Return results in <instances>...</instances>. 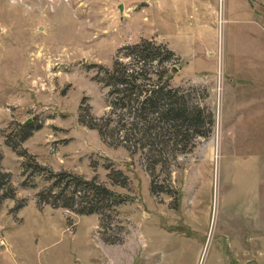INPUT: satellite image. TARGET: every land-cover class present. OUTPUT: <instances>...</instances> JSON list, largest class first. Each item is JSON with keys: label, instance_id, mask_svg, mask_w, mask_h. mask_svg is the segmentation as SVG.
Instances as JSON below:
<instances>
[{"label": "rangeland", "instance_id": "rangeland-1", "mask_svg": "<svg viewBox=\"0 0 264 264\" xmlns=\"http://www.w3.org/2000/svg\"><path fill=\"white\" fill-rule=\"evenodd\" d=\"M141 37L174 50L170 83L214 119L153 170L148 146L110 144L81 121L109 109L88 65ZM26 120L41 125L19 141ZM8 142L119 202L105 215L39 206L45 181L22 184ZM0 168L15 191L0 202V264H264V0H0Z\"/></svg>", "mask_w": 264, "mask_h": 264}, {"label": "trees", "instance_id": "trees-1", "mask_svg": "<svg viewBox=\"0 0 264 264\" xmlns=\"http://www.w3.org/2000/svg\"><path fill=\"white\" fill-rule=\"evenodd\" d=\"M178 60L179 56L164 42L141 37L120 46L110 65L90 63L89 67L96 66L93 78L106 88L109 109L97 118L86 110L87 119L82 115L81 121L97 129L101 138L110 144H122L131 151H144L148 146L145 155L151 158L149 167L152 170L163 160L161 154L165 147L176 157L177 152L186 149L191 135H205L206 122L210 129L214 120L211 112H205L204 105L194 103L180 86L170 83ZM40 125L32 120L21 123L19 141ZM9 145L22 156V184H29L30 178L35 176H41L45 181L35 193L39 206L48 203L78 213L105 215V208L119 202L115 190L105 183L69 170H53L24 149L20 151L18 143ZM153 146L158 149V158L148 153L155 149ZM108 167L112 183L126 185V176L119 179L120 170L111 165ZM150 189L169 192L166 186L156 187L153 179ZM14 192L9 172L0 168V202L6 197L13 198ZM23 203L22 200L18 202L16 208Z\"/></svg>", "mask_w": 264, "mask_h": 264}, {"label": "water", "instance_id": "water-1", "mask_svg": "<svg viewBox=\"0 0 264 264\" xmlns=\"http://www.w3.org/2000/svg\"><path fill=\"white\" fill-rule=\"evenodd\" d=\"M118 7H119V9H122V4H121V3H119Z\"/></svg>", "mask_w": 264, "mask_h": 264}]
</instances>
